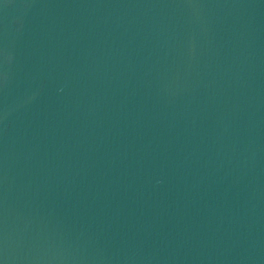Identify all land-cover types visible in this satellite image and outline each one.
Segmentation results:
<instances>
[{
    "label": "water",
    "instance_id": "95a60500",
    "mask_svg": "<svg viewBox=\"0 0 264 264\" xmlns=\"http://www.w3.org/2000/svg\"><path fill=\"white\" fill-rule=\"evenodd\" d=\"M0 264H264V0H0Z\"/></svg>",
    "mask_w": 264,
    "mask_h": 264
}]
</instances>
